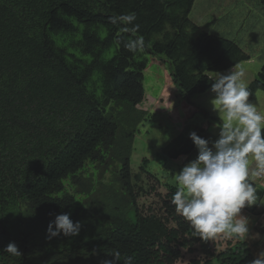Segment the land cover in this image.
<instances>
[{
    "label": "trees",
    "instance_id": "16d2710c",
    "mask_svg": "<svg viewBox=\"0 0 264 264\" xmlns=\"http://www.w3.org/2000/svg\"><path fill=\"white\" fill-rule=\"evenodd\" d=\"M194 3L0 0V264L255 259L243 240L193 236L172 204L176 181H161L147 158L132 170L134 139L149 121L138 106L150 58L167 63L181 98L209 90L211 72L248 60L192 22ZM131 13L138 31L112 23ZM136 37L144 49L134 53L125 44ZM248 89L262 100L264 68ZM181 149L169 153L188 150ZM64 213L81 224L79 233L47 239L48 224ZM10 242L20 255L4 251Z\"/></svg>",
    "mask_w": 264,
    "mask_h": 264
},
{
    "label": "clouds",
    "instance_id": "9594fccd",
    "mask_svg": "<svg viewBox=\"0 0 264 264\" xmlns=\"http://www.w3.org/2000/svg\"><path fill=\"white\" fill-rule=\"evenodd\" d=\"M261 4L264 6V3L261 2ZM192 12L190 19L202 32L209 36L232 41L242 53L248 56V60L239 62L226 70L209 74L212 80L210 91L214 94L211 105L218 115L219 123L216 127L220 129L217 139L211 142V146L208 140L201 138L195 132H191L189 138L194 144L191 150H189L191 147L190 141L184 138L181 140V145L188 143L189 146L184 147L188 148L187 151H176L174 155H171L168 151L170 158L175 161L182 154H189L192 150L197 149L196 158L185 164L175 174L178 188L172 197V204L175 206L176 212L191 225L193 236L207 241L224 235L245 241L249 236V220L241 215V210L255 204L256 201V189L248 179L250 164L255 163L253 175L257 177L264 176V114L258 111L256 105L249 101L251 93L248 86L254 80L247 86L243 79L245 76L244 67L235 66L248 62L253 57L243 49L241 42L236 37L231 38L216 33V24H213L211 29L203 28L193 20ZM220 14H223L220 10L215 12L213 19L220 20L216 17ZM135 19V13L125 14L113 17L112 23L119 22L124 25H133ZM244 23L245 21L239 19L236 23L238 26H230L231 31L237 32L238 29H242ZM138 29L139 25H133L132 28H126L125 30L136 32ZM125 47L134 53L143 51V38L129 39ZM150 63L162 69L164 75L167 74L166 62L152 57ZM263 68L264 66L259 72ZM228 70L230 71L227 74H220ZM259 72L256 73L255 78ZM213 73H215L214 76ZM168 76L171 80L169 72ZM176 92L177 97H180L177 89ZM145 96L146 94H144V99L138 108L148 112L143 107ZM162 96L160 101L163 103L165 96L163 94ZM181 99L178 104L172 107L177 108L184 101L195 110L191 116L185 117L184 121L181 122V124H184L182 130L184 132L189 120L194 119L197 114H202L204 117L205 115L203 110L193 105L191 97ZM169 109L165 111L166 114ZM169 118L172 120V117L169 116ZM175 122L179 123L177 120ZM206 123L210 124L207 121ZM200 126L207 128L208 125L204 123ZM80 228L81 224L78 221L73 222L69 214H59L48 224L46 238L52 239L59 235L75 236L79 233ZM4 251L12 255H20L18 246L14 242L8 243ZM119 255L120 253L116 252L114 254L115 259ZM105 264H112V261H106ZM124 264H132V257H127ZM251 264H264V252L259 253L257 258L251 261Z\"/></svg>",
    "mask_w": 264,
    "mask_h": 264
},
{
    "label": "rangeland",
    "instance_id": "374dc122",
    "mask_svg": "<svg viewBox=\"0 0 264 264\" xmlns=\"http://www.w3.org/2000/svg\"><path fill=\"white\" fill-rule=\"evenodd\" d=\"M195 1L196 2L194 3L192 9V18L195 22L199 23L205 29H211L212 25L216 24V33L231 38L236 37V39L241 42L243 49L249 52L253 57L252 62H243L235 66L244 67L245 76L243 79L248 86L250 82L255 79L256 72H259V65L262 61L258 58V56L264 61V6L259 0ZM219 10L223 12L222 15L220 14L216 16L217 18H220V20L213 19L215 12ZM244 15L246 16L243 17ZM240 17H243L244 19ZM239 19L245 21L243 25L244 27H242V29H238L237 32L231 31V27L238 26L236 23ZM229 71L230 70L221 72L220 74H227ZM166 73L167 74H165V76L163 70L152 63H150L148 69L144 71L145 76L143 85L146 94L145 98L147 100L145 99L143 102V107L148 110L149 121H145L139 127L138 134L134 139L135 145L131 161L132 170L137 171L143 158H147L149 160L148 169L153 172L155 176H157L161 181L166 179L164 182H175V174L182 169L185 163L187 164L196 158L197 149H194L191 154L179 156L178 159H175V161L170 158L168 151L173 148L178 150L180 148L187 147L186 145H181V140L184 138L188 139L194 146L192 140L189 138V134L191 132H195L197 135L199 134L198 136L201 138L208 140L211 146L212 140L214 141L217 139L220 129L216 127L219 123V118L211 105V100L213 99L214 94L210 91V88L209 91L191 96L193 105L200 110H203L205 117L202 114H197L194 119L187 122L186 130L182 132L184 124H181V122L184 121L185 117L191 115L194 109L184 101L177 108L172 107L178 104V102L182 99L177 97L176 87L171 82L167 70ZM214 75L215 73H213V76ZM162 94L165 96L163 103L160 101L161 97H163ZM259 95H261L262 100L257 102V98L254 96L253 100L249 97V101L255 104L258 111L264 114V94L260 92ZM168 109L169 111L166 114L165 111ZM168 115L172 117L173 121ZM175 119L179 123L175 122ZM205 121L210 122V124H206ZM204 123L208 125L207 128L200 126ZM186 144L188 145V143ZM251 165L252 164H250V167ZM254 169L255 166L252 170L250 168L251 173L248 178L249 180L252 178L251 175H253L252 172ZM172 173L174 174L172 175ZM263 187L256 185V201L255 204H253L254 207L253 205L247 206L244 208L246 211L247 209L256 210V212L259 213L261 210H264ZM150 201L151 200L148 202ZM241 215L254 222V226L257 225V222H264V217L258 216L252 218L243 212H241ZM262 226H264V224ZM263 240L264 229L262 232L251 230L248 238L244 241L248 242V246H250V251L254 257L255 255L256 257L259 255L255 253L253 247L256 244L254 243ZM177 264H186V260L178 262Z\"/></svg>",
    "mask_w": 264,
    "mask_h": 264
},
{
    "label": "bare ground",
    "instance_id": "6f19581e",
    "mask_svg": "<svg viewBox=\"0 0 264 264\" xmlns=\"http://www.w3.org/2000/svg\"><path fill=\"white\" fill-rule=\"evenodd\" d=\"M196 2V1H195ZM193 8V7H192ZM193 11V10H192ZM202 16V15H201ZM247 32V31H246ZM161 71V70H160ZM193 110V109H192ZM195 111V110H194ZM194 111H192V113L194 112ZM191 113V112H190ZM192 113H191V115H192ZM190 115V116H191ZM148 116V115H147ZM149 119V118H148ZM206 122V121H205ZM207 124V123H206ZM213 125V124H212ZM199 135V134H198ZM213 141V140H212ZM183 149V148H182ZM181 149V150H182ZM190 154V153H189ZM184 156H185V154H183ZM182 155V156H183ZM177 159V158H176ZM185 161V160H184ZM180 163V162H179ZM183 163V162H182ZM178 164V163H177ZM184 164V163H183ZM186 164V163H185ZM184 164V165H185ZM180 165V164H179ZM255 166V163H252V165H251V170L253 169V167ZM255 170V169H254ZM253 170V171H254ZM251 173V172H250ZM251 179L249 180V182L250 183H252L253 184V186L255 187V189H257L256 188V185H260V187L262 186H264V176H260V177H257V176H255V175H251ZM264 188V187H263ZM257 200H259V199H257ZM259 202V201H258ZM257 202V203H258ZM263 203V202H262ZM257 205V204H256ZM253 207H254V205H253ZM241 212H243L244 214L246 213V215H248V216H250V217H252V218H255V217H264V210H261L259 213L258 212H256V210H249V209H247V211L245 210V209H242L241 210ZM259 221V220H258ZM264 224V222L262 221V222H257V225L256 226H254V222H252L251 220H249V224H248V227H249V233H250V231L251 230H255V231H258V232H262V230L264 229V226H262ZM254 234V233H253ZM257 234V233H256ZM255 234V235H256ZM252 236V235H251ZM255 237V236H254ZM254 237H252V238H254ZM215 240V239H214ZM217 242V241H216ZM225 242H227V241H225ZM218 243V242H217ZM244 243H246V245L248 246V242L246 241V242H244ZM226 244V243H225ZM254 244H256L253 248H254V250H255V253L256 254H259V253H261V252H264V240L263 241H260V242H255ZM251 245V244H250ZM248 248L250 249V246H248ZM252 248V247H251ZM253 250V249H252ZM253 250V251H254ZM263 250V251H262ZM254 258H257L256 257V255H255V257Z\"/></svg>",
    "mask_w": 264,
    "mask_h": 264
}]
</instances>
